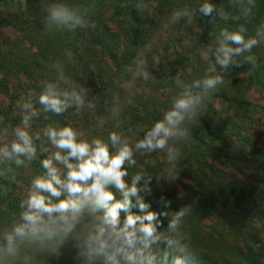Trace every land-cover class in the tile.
I'll use <instances>...</instances> for the list:
<instances>
[{"label":"trees","instance_id":"obj_1","mask_svg":"<svg viewBox=\"0 0 264 264\" xmlns=\"http://www.w3.org/2000/svg\"><path fill=\"white\" fill-rule=\"evenodd\" d=\"M11 1L0 0V98L8 96L16 104L21 94L15 88L24 85L18 75L14 86L11 82L15 73H18L15 63L18 62L16 58L22 49L18 42L22 38L19 34L26 33L20 27L30 23L29 18L42 27L45 12L54 4L64 3L78 11L75 6L80 0H25L24 10L11 9ZM93 1L105 2V5L110 2ZM125 1L126 7L120 6L116 1L113 5L119 8L121 14L123 11L128 12L126 17L116 21V30L109 25L111 20H116L114 14L105 19L100 16L104 12L103 8L98 11L92 4H87L83 11L95 14V17L88 19H94L96 23L79 30L82 37L80 45L73 42V35L62 33V27L58 30L54 23L50 24L57 29V34L53 37L46 36L48 40L44 43L45 51L32 53L36 67L33 65L30 69L28 65H23L28 69L26 73L34 72L38 79L41 78L40 89L45 83H55L64 90L65 81L68 79L72 81L75 90L79 91L81 86L87 89L85 105L77 111L72 121L79 131L85 128L89 140L99 137L97 131L91 130L97 124L98 116L110 132L117 131L133 141L142 138L143 130L161 117L171 100L182 90L178 82L190 84L201 78L209 65L215 63L214 47L207 58H192L190 52L176 51V58L173 60L166 55L161 57L159 50L144 51L141 48V38L150 26L145 25L150 20L145 9L147 0ZM198 1L192 0L190 3ZM234 2L236 1L222 0L217 8L218 13L211 16L215 17L214 20L210 19L211 26L215 28V36L225 28L224 22L232 18ZM23 5L24 3H19L15 7L21 9ZM256 6L245 17V22L249 21L253 25L252 29H247L245 36L256 37L260 41L255 32L262 29L260 23L264 20L261 15L264 0H258ZM221 11L226 19L220 17ZM24 15H29V18ZM45 20H48L47 17ZM9 31H13L18 37L14 39ZM62 35L74 45L72 48L63 50L52 44L62 38ZM207 48L209 47L205 46V50ZM257 48L258 52L262 50L261 45ZM256 51L253 49L250 54L244 53L238 57L240 67L230 66L227 71H223L216 65L217 72L223 71L224 84L205 102L206 107L197 117L198 124L191 129L192 136L186 142L177 144L182 150V156L177 165L179 176L176 180H157L170 167L166 150L159 151L162 152L161 157H157L156 153L147 156L135 153L136 165L125 164L129 172L125 179L129 186L132 177L138 172L143 171L153 177L150 184L151 194L144 191L138 193L149 207L141 212L136 197L133 196L130 211L141 216L146 212L157 213L153 220L157 230L188 246L186 254L170 250L166 264H174L177 256L184 258V264H264V146L255 136L254 127V121L264 111V105L255 103L250 96L254 86L259 84L264 88V61L253 57ZM248 55H253L254 63L245 59ZM141 56L147 60L146 70L155 77L154 82L150 79L146 83L155 85L157 78L165 77L160 75L167 74L162 81L167 99L164 103L155 99V102L145 103L136 92L125 112L119 116L116 97L121 94L120 89L132 80L133 75L138 74L134 61ZM156 57L161 58L159 69L153 68ZM167 65L174 73L171 77L164 72ZM65 90L72 91L71 88ZM89 102L94 107H88ZM216 102H219L218 106L215 105ZM20 119L22 116L4 119L0 124V131ZM42 119L48 123L60 119L65 125L69 124L63 115L49 114L42 116ZM101 138L110 144L109 140ZM115 150L110 145V152ZM47 156L48 154L43 153L40 159L31 163L30 166L37 174L44 172L40 161ZM145 160L149 163L145 164ZM23 167L25 166L18 167V174ZM0 169V247H3L4 234L10 232L15 224L21 223L19 205L24 199L15 195L17 185L8 169L7 161L0 163ZM142 184L143 181H140L137 187ZM112 191L116 192L114 188ZM116 195L118 199L121 198L118 192ZM188 206L191 207V214L178 220L175 232L169 231L168 224L175 214ZM124 217L125 213L122 212V221ZM86 223L87 217L55 248L51 244L42 248L39 243H20L17 255L5 258L7 264H103L102 257L89 256L84 240ZM165 249V243L158 247L153 246L157 255L156 264H163L160 257Z\"/></svg>","mask_w":264,"mask_h":264},{"label":"clouds","instance_id":"obj_2","mask_svg":"<svg viewBox=\"0 0 264 264\" xmlns=\"http://www.w3.org/2000/svg\"><path fill=\"white\" fill-rule=\"evenodd\" d=\"M248 3L254 5V0H248ZM198 11L203 16H211L217 9L211 0H204ZM247 14L246 10L245 15ZM194 15V11L184 9L176 12L172 20L177 22L182 17L191 20ZM220 17L227 18L223 11L220 12ZM47 19L50 24L66 28L69 32L90 26L89 19L64 3L51 6ZM245 33L243 25L235 31L221 29L216 38L215 63L209 65L201 78L190 84L178 82L182 90L171 100L161 117L143 130L142 138L135 141L123 137L117 131L109 133L110 144L101 137L89 140L71 123L55 127L49 125L43 129L42 135L39 132L33 133L32 118L38 117L40 112L31 102L20 104L25 115L14 128L13 139L0 144V163L8 161L16 167H27L38 158V147L41 155L49 151L47 147H43L42 142L39 146L36 143L41 141L42 136L47 138L56 151L40 161L44 172L31 180L26 198L20 202L21 223L15 224L10 232L4 234V246L0 247V264H7L6 257H15L19 244L24 241L39 243L42 248L49 244L54 248L60 246L86 217L85 246L90 258L102 257L103 264H156L157 255L153 246L158 247L161 243L166 244L164 254L160 257L163 264H166L170 250L186 254L187 245L170 239L157 230V225L153 223L157 213L146 212L141 216L130 211L133 196L136 197L141 212L149 207L138 193L144 191L151 194L153 177L143 171L138 172L132 177L129 186L125 179L129 175L125 164L136 165L135 153L147 156L166 150L170 167L157 180L171 182L178 178L177 165L182 150L177 144L186 142L192 136L191 129L198 124L197 117L206 107L205 102L224 84L223 71H227L230 66L240 67L241 63L237 58L244 53L250 54L259 44L256 37L246 38ZM257 36L264 37V31H258ZM212 51L209 48L202 56L207 58ZM245 59L254 63L251 55ZM134 62L139 77L145 82L150 79L155 81V77L146 70V58L141 56ZM216 65L223 71L217 72ZM86 95L87 89L83 86L79 91L74 88L67 91L62 90L58 84L45 83L39 92L38 104L42 106L44 113L59 116L73 107L80 111L85 105ZM88 107L92 108L94 105L89 102ZM7 135V128L0 131V136ZM110 145L116 149L114 152H110ZM144 163L148 164L149 161L145 160ZM140 181L143 184L137 187ZM113 188L120 194V199L112 191ZM161 200L163 201V197ZM122 212L125 213L123 221ZM190 214V206L182 208L169 222L168 230L175 232L178 220ZM174 264H184V258L177 256Z\"/></svg>","mask_w":264,"mask_h":264},{"label":"rangeland","instance_id":"obj_3","mask_svg":"<svg viewBox=\"0 0 264 264\" xmlns=\"http://www.w3.org/2000/svg\"><path fill=\"white\" fill-rule=\"evenodd\" d=\"M119 3L120 6L126 7V1L125 0H110L107 5H105V2L102 3L100 1L95 2L93 0H80L76 4V8L78 9L79 13L84 16L86 19L93 18L96 15L91 13L84 12V8L87 7V4H92L95 9L98 11H102V8L104 12H100V16L104 17L105 19L110 17V15H115L116 20H111L109 25L113 30L118 29L116 22L118 19H122L124 16L126 17L128 12L123 11L124 9L120 8L123 11V14L119 12L118 7H114V3ZM166 1V2H165ZM192 0H147V5L145 6V9L147 11L148 17L150 20H148V23L146 22V26L150 25L148 27V30L143 34L141 38V48H143L144 51H150L154 52L156 50H163V56H169L168 59L173 60L176 58V51L181 52H190L192 58H197L201 56V58H205L202 56V53L205 52V46H208L209 48H215L217 46V37L219 33L215 36V28L211 26L210 19L212 15H216L218 11H215L211 16H203L199 13L198 8L201 3L204 2V0H199L196 3H190ZM234 11L232 12L230 20L225 21V28L230 31L237 30L241 25H243L247 29H252V26L249 21L245 22V11L247 10L248 14L257 7L258 0H254V5L249 4L248 0H234ZM95 2V3H94ZM211 2L215 5L216 9L219 7V5L222 3V0H211ZM12 6L11 9L16 10H24L25 9V0H12L11 1ZM24 3L22 6L23 8L18 9L17 4ZM96 4V5H95ZM99 4V5H98ZM106 6V7H104ZM132 8V7H131ZM184 9H188L189 11H194L195 15L189 20L188 17H182L179 21L173 22L172 16L178 12L183 11ZM218 10V9H217ZM46 17H48V12H45ZM98 15V14H97ZM261 15L264 16V10H262ZM25 18H29V15H24ZM44 18V20L46 19ZM32 19V16H31ZM259 21H262L261 18H258ZM42 20L43 26L40 27L37 23H34L30 20L28 24H24V27H20V29L26 30V33L21 35L20 31L18 30L19 36H22L21 39H18V42L20 43V47L22 48L21 51H19V54L17 55V63H15V68L17 69L15 73V78L12 77L11 82L12 85L16 84L18 81L17 75L19 76L21 82L24 84L23 87H16L15 89L20 90V98L17 100L16 104L11 101L10 97L8 96H1L0 103L2 104L0 106V124L4 121V119L12 118L13 117H20L24 116L25 112L24 110L19 107L20 104H23L25 102H31L37 110L40 112V115L38 117L32 118V132L36 133L39 132L43 133V129L51 126H65V122L56 119L52 121L51 123L45 122L44 119H42V116L45 117L46 115H49L51 113H44L42 111V106L38 104V95L41 91L39 84L42 83L41 78L38 79V76H36L33 73H26L28 69L25 68L23 65H28V68L31 69V66L37 65L36 61L32 57V53H36L38 50H44L45 49V42L48 40L46 37L47 35H50L53 37V35L57 34L55 28H52L50 26V23L48 20ZM90 24L94 25L96 22L94 19H89ZM55 25V24H54ZM56 26V25H55ZM34 27V28H33ZM58 30L61 27H57ZM261 31H264V20L260 23ZM81 28H77L74 32H69L66 28H61L62 33H66L67 35H73L72 39L73 42L77 45H80L82 41V37L79 35ZM258 30H256L257 35ZM245 33V35H246ZM9 34L12 35V37L15 39L18 37V35H15L13 31H9ZM14 34V35H13ZM33 35V38L32 36ZM260 39L259 45L262 46V50L259 52L256 51L258 48H253L256 52L253 57L260 59L264 61V37L258 36ZM52 44H54L58 49L63 48V50L70 49L73 44L69 43V39H66V36L62 35V38L59 40H55ZM167 47V48H165ZM207 48V49H209ZM32 49V50H31ZM45 51V50H44ZM210 52L208 53L207 57L209 56ZM161 55V53H160ZM162 57V55H161ZM161 58L156 57L155 62L153 65L154 69H159V61ZM26 61V62H25ZM170 62V61H169ZM171 64V62H170ZM22 65V66H21ZM27 67V66H26ZM165 73H169V77L174 75L172 73L170 66L167 65L165 70ZM178 74L176 73L175 76ZM160 77L157 78V82L154 84L152 83H146L139 75L136 73L133 75L132 80L125 85L123 89H120V95H117L116 99L118 101V112H120L119 116L123 112H125L127 106L132 101V98L134 97L135 93H138V97L143 99L145 103H152L158 101V102H165L167 99V96L165 94L164 85L162 84V81L167 77V74H163ZM13 88V87H12ZM66 88H71L73 90L72 81L70 79L67 80V83L64 85V90ZM251 100H253L255 103L264 105V88H262L259 84L257 86L253 87V90L251 92ZM155 99V100H154ZM219 102H216L215 105L218 106ZM77 110L75 107L70 108L68 111H66L63 114V117L66 122H69L74 126L75 128H78L72 121L74 119V116H76ZM21 119L18 122H12V125L10 127H7L8 129V135L7 136H0V144L2 143H8L13 139V130L16 126L20 124ZM97 124L91 127V130L97 131L99 137H104L108 140V136L110 133V130L105 128L103 126V122L101 118L98 116L96 118ZM5 123V122H4ZM3 123V124H4ZM102 124V126H100ZM254 127H255V136L257 137L259 143L264 146V111L258 114V118L254 121ZM85 128L80 130L84 134V138L86 137ZM41 142L43 144V147H47L49 149L46 154L51 155V152H55L56 149L52 147L46 137H41V141H37L36 143L41 145ZM157 157H161L162 152H156ZM41 154H39V147H38V159H40ZM33 162V161H32ZM31 162V163H32ZM28 164L27 167H23V170L20 174H18V167H16L13 163L7 161V166L9 171L11 172V176L13 177V180L15 181L17 187L15 188V195L20 196L21 198L25 199L26 195L30 188L31 180L36 176L39 175L36 173L35 169H33ZM59 167L63 168L62 165H58ZM2 169H0L1 171ZM85 227H87V223L84 224Z\"/></svg>","mask_w":264,"mask_h":264}]
</instances>
